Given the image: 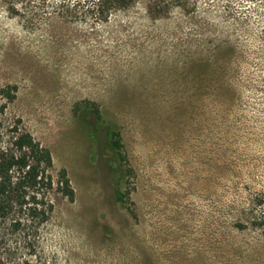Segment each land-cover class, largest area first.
Returning a JSON list of instances; mask_svg holds the SVG:
<instances>
[{
	"label": "rangeland",
	"instance_id": "obj_1",
	"mask_svg": "<svg viewBox=\"0 0 264 264\" xmlns=\"http://www.w3.org/2000/svg\"><path fill=\"white\" fill-rule=\"evenodd\" d=\"M87 7L29 22L0 6V119H21L76 191L35 264H264L248 213L264 189V0H138L103 21ZM90 101L100 123L81 116Z\"/></svg>",
	"mask_w": 264,
	"mask_h": 264
},
{
	"label": "trees",
	"instance_id": "obj_2",
	"mask_svg": "<svg viewBox=\"0 0 264 264\" xmlns=\"http://www.w3.org/2000/svg\"><path fill=\"white\" fill-rule=\"evenodd\" d=\"M138 0H0L12 16L29 22L36 15L29 11L46 9L53 3L61 9L87 3L83 17L107 20L112 11L127 8ZM153 9L159 10L156 2ZM85 8V7H84ZM82 117L93 115L100 123L103 114L95 102H88ZM111 144L123 164L126 161L121 133L111 132ZM128 192H121L124 201ZM76 191L66 168L54 173L51 150L25 129L21 119L6 124L0 119V264H35L41 255L43 228L52 219L63 199L74 201ZM251 224L264 229V189L250 197Z\"/></svg>",
	"mask_w": 264,
	"mask_h": 264
}]
</instances>
